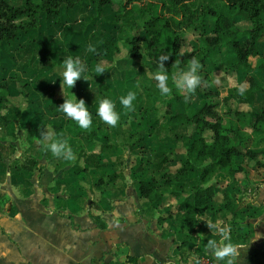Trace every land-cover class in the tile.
Masks as SVG:
<instances>
[{"label":"crops","instance_id":"crops-1","mask_svg":"<svg viewBox=\"0 0 264 264\" xmlns=\"http://www.w3.org/2000/svg\"><path fill=\"white\" fill-rule=\"evenodd\" d=\"M73 15L77 17L73 11L61 22L71 20ZM51 18L43 19L39 30L19 37L11 45L0 46V264H133L128 259L135 264H189L190 259L199 256H209L217 264L213 245L220 244L218 230L225 225L231 229V239L224 244L241 248L237 264H254L249 261L250 251H264L262 170L248 160L249 166H244L247 179L228 184L229 191L239 199L238 218L233 225L216 204V215L204 214L202 228L196 231L190 246L178 251L175 234L183 232L182 227L174 220L159 224L156 207L139 194V182L153 172L146 162L150 171L146 173L144 157L138 155L143 134H152L153 138L151 123L143 121L131 127L120 119L116 127H111L96 115L105 87L115 103L128 94L126 83L120 80L123 70L119 67L125 58L117 57L118 51L114 50L115 59L107 62L104 75H97L92 82L84 81L88 79L85 75L78 80L81 83H75L72 94L78 101L83 100L91 116L97 118L88 129L78 127L57 109L64 96L57 85L62 75L54 72V66L61 58L59 66L63 69L65 60L73 59L89 69L88 54L98 47H93L85 36L87 41L78 53L73 44L78 34L73 32L68 54L47 56L38 45L45 47L47 43L41 40V33ZM52 19L55 27L65 23L56 24ZM63 31L69 32V27ZM109 43L112 47L115 42ZM102 52L105 54L106 49ZM252 67L262 75L257 65ZM6 80L4 90L1 86ZM65 92L70 98L67 89ZM262 104L258 94L250 108L252 114L244 118L250 119V125ZM115 111L123 118L122 105ZM147 128L149 133L142 131ZM118 129L137 138L139 143L132 151L118 143ZM44 135L51 136L45 143L65 141L72 158H57L44 150L40 143ZM244 135L249 149L264 150V143L257 137ZM99 161L104 166H98ZM178 168L170 167L172 172ZM235 236L238 238L234 240ZM220 264H228V259Z\"/></svg>","mask_w":264,"mask_h":264},{"label":"trees","instance_id":"trees-1","mask_svg":"<svg viewBox=\"0 0 264 264\" xmlns=\"http://www.w3.org/2000/svg\"><path fill=\"white\" fill-rule=\"evenodd\" d=\"M12 5L0 0V46L10 45L19 37L40 29L43 19L54 18L60 24L62 15L66 17L75 9H80L84 0H13ZM96 16H101L106 8L116 7L112 21L117 35L128 32L125 40L128 46V62H140L145 56L158 61L162 55L168 59L163 66L169 74L168 86L172 89L173 103L183 105L185 110L201 107L192 115L172 112L168 106V124L159 125L155 135L169 139L174 146L153 151L152 159H146L154 176L139 182L140 197L156 207L158 223L174 220L182 231L175 234L177 250L184 251L190 246L196 231L202 228V216H215L220 211L228 215L231 225L237 220L239 199L229 191L219 189L218 176L231 182H243L247 171L238 159L254 162L256 169L264 176V150L253 151L247 147L250 134L264 143V59L257 64L262 75L257 77L249 60L259 59V38L264 35V0H89ZM148 7L156 8L152 15ZM242 24L244 26H242ZM167 37L169 46L155 52L161 39ZM155 52V54H153ZM213 52L229 54L225 59L211 62V73L221 72L224 76H234L239 81L241 72L246 76L247 88L238 94V86L227 90L221 102L225 108L218 113L216 103L218 91L207 88L210 84L208 73L200 69L201 83L195 92L189 94L175 86V78L187 71L188 62L195 57L201 66L210 60ZM152 54V55H149ZM125 62V61H124ZM157 65L150 69L151 79L145 87V97L165 102L157 88L154 74ZM260 95L263 99L260 112L254 116L251 125H242L244 118L252 114L251 106ZM139 98V95H136ZM141 98V97H140ZM139 98V99H140ZM103 99L99 97L98 102ZM93 122L97 120L92 116ZM248 120V119H247ZM117 141L126 150L132 151L136 143L126 131H116ZM187 142L184 158L174 172L170 169L171 156L175 146ZM94 159L93 157H90ZM98 166H104L98 163ZM140 168V167H139ZM191 174H194L192 176ZM226 183V182H225ZM104 229V225H100ZM238 236L233 237L237 239ZM135 264L132 259L127 260ZM249 261L264 264V251L252 250Z\"/></svg>","mask_w":264,"mask_h":264},{"label":"rangeland","instance_id":"rangeland-1","mask_svg":"<svg viewBox=\"0 0 264 264\" xmlns=\"http://www.w3.org/2000/svg\"><path fill=\"white\" fill-rule=\"evenodd\" d=\"M6 1L12 5H17V3L14 2L13 0H6ZM88 1L89 0H84L80 9L73 10L74 12H76V15H77L76 18H74L75 14L73 15V18H71L70 16L71 20H67L69 22L62 21L61 23L63 22L65 23L61 27H55V25L52 24L53 23L52 18L51 20L46 22L43 27L42 33H41V40L47 41V43L45 47H43L42 45H38V44L37 45L41 47L43 50H46L45 54L47 56L49 54L55 57L59 55L60 53L63 54L64 56L69 53L67 44L69 43V39L72 36L73 32H76L78 34L76 35L77 38L73 39V44L76 45L75 49L77 52L82 49V46L87 41V39L90 40L91 44L93 43L92 44L93 47L97 45L96 47L98 48L93 51H90L88 54L90 56L89 59L91 60L89 61V69H87L84 73H82L81 78H83L85 75H87V78H88L87 80H84V81L90 80L92 82L94 81L95 78H98L97 75H104L105 73L104 71L106 68H108V65H109V64L107 65V62L108 61L113 62L112 60L115 59V55L113 54L114 50L118 51V55H116L117 57L125 58L123 60L125 62L121 64L122 67H119L120 69L123 70L122 77L121 79L120 77L118 76L117 77L118 79L122 80L124 84L126 83L125 85L128 88V93L134 92L136 95H140L141 98L139 97L140 98L139 99L136 97V99L133 101L132 109H126L123 107L125 112L121 113L123 115V118L120 116V119L121 121H124V123L126 122V124L130 125L131 127H134L136 124H141L143 121H145L146 123H151V127L149 128H152L151 130L153 133V138H152V134L147 135V134L142 133L144 136L141 137L140 141L143 144H140L138 146V149H139L138 155L141 154V156L144 157L142 165L144 167V170L148 174L150 171L147 168L145 163L147 162L146 159L148 157H149L148 159H152L151 157H152L153 151L158 150L162 147H173L174 146V144L169 139L162 140L163 137L154 135L159 125L167 126L168 124V117H169V114L167 112L168 106L169 105L171 106L172 112H184L185 111L187 115H192L201 107L202 102H199V104L193 109L185 110L182 105L173 103L170 98H167L165 102H161L156 99H152L151 101L147 100V98L145 97L144 88L148 86L149 83L146 81V79L152 78V75L150 74V69L155 67V65L157 64L156 60L150 58V56H145L140 62H137V61L134 62L135 64H132V62H128L127 61L129 57L128 56V46L125 40L130 36V34L126 31L123 34L118 36L113 26H111L112 25L111 23L114 19V13L117 12L118 9L116 7H113V8L108 7L106 8L105 11L102 12L101 16L98 17L96 16L92 5H88V6L85 5V3ZM147 9L152 15L156 14V11H157L156 8L148 7ZM67 18L68 17H66L65 15H62L63 20ZM242 26L244 25L242 24ZM67 27H69L70 31L66 33V31H63V30H65V28ZM90 27H92L91 29L92 33H89ZM69 33L71 34L69 35ZM115 34H116V37H115ZM85 36L87 37V39L85 38ZM110 40L115 42V43H112V47L110 46L111 43H109ZM48 46H50L51 48ZM168 46H169L168 38L163 37L159 45L156 47L155 52H157L161 48L168 47ZM258 47L262 55L258 60H256L255 58H251L249 60L252 66L257 65L259 61L262 60V56L264 59V37H262V39L260 40ZM110 48L112 49L114 48L112 52H110ZM104 49H106L105 54L104 52H102ZM155 52H153V54H155ZM149 55H152V54H149ZM85 59L83 60V62H86ZM223 59L230 62L231 56L228 53L220 55L217 52H213L210 55V60L206 62L204 66L201 67V70H203L205 73H208V77L210 80V84L208 85L205 84V86L207 88H211V89L213 88L218 91V96L216 97L215 101L216 103L219 104L217 111L220 115L223 114L225 110V108L222 105L221 100L226 95L227 90L235 86L240 87L242 84H245L246 82V76L244 75V73H241L240 80L238 82L236 81V78L234 76H224L221 72H215L212 74L211 73V62L220 61ZM57 61H59V63L58 64L55 63L56 65L54 66L55 67L54 72L62 75L61 73L62 69L59 66L61 65L60 64L61 58H59V60ZM65 61H67V59ZM15 71H18V69H16ZM254 74L257 77H259V75L256 73V70ZM3 83L4 84L1 87L2 89L4 88L6 89L7 80L6 82L3 81ZM77 83L79 84L81 83V81L80 82L78 81ZM18 84H19L18 85L19 90L22 89V87L20 86V83ZM57 85L60 86L59 81H57ZM103 91H104L103 92L104 94H102L103 98H107L110 100L111 98L112 99L114 98L113 96L111 97L110 92H107L108 89L106 87ZM1 97L3 98L4 96H1ZM66 99L68 98L66 97ZM114 99L112 103L114 105L117 104L118 105L117 107H120L121 105L120 100L118 101V103L117 101L115 103ZM62 101L64 102V99H62ZM246 124L250 125V119L243 121L242 125H246ZM262 129H264V125L262 126ZM142 131H147V133H149L148 128L147 130H142ZM131 141H132L131 143H134V142L139 143L137 138L134 135H133V139L131 138ZM251 143L252 142L249 140L250 145ZM255 145L258 146V143H256ZM186 147H187V142H183L175 146L174 152L171 156V162L169 165L172 170L179 167L181 160L184 158ZM248 162L249 161L245 159L236 160V163L241 164L242 166H247V167L249 166ZM154 175H155L154 172L150 174V176H154ZM191 175L194 176V174H191ZM217 180H218L219 189L221 191L224 190L225 187H228L230 185V183L229 185H226L228 182L225 181L224 177L218 176L217 178L213 180V182Z\"/></svg>","mask_w":264,"mask_h":264},{"label":"clouds","instance_id":"clouds-1","mask_svg":"<svg viewBox=\"0 0 264 264\" xmlns=\"http://www.w3.org/2000/svg\"><path fill=\"white\" fill-rule=\"evenodd\" d=\"M167 55H162L157 61V71L154 74V79L157 81V88L162 97H169L171 95L172 89L168 86L169 74L166 72L163 66V61L167 60ZM201 64L199 61L193 57L187 65V71H181L180 74L175 78V86L186 93H193L200 85L201 80L198 75ZM86 65L78 60L68 59L65 62L64 68L61 70L62 79L58 80L62 94L64 96V102L57 108L60 112L64 113L65 116L74 121L75 124L82 128L88 129L93 123V118L88 112V107L85 106L83 100H77L72 94L71 89L78 80H83L81 78L82 73L86 71ZM247 88V83L242 84L238 89V94L243 95L245 89ZM70 97L66 99V92ZM136 99V94L134 92H129L126 96L121 97L120 104L126 109H132L133 101ZM98 119L104 122L106 125L111 127H116L118 121L120 120V115L115 111L114 104L110 99L103 98L99 102L96 113ZM51 139L50 135H44L40 143L43 145L44 150L50 151L54 157L57 158H72V150L66 147V142L63 140L45 143ZM222 236L220 244L213 245V254L217 264L228 259V264H235L240 260L241 254L238 249L239 247H233L231 245H225L224 241L231 239V229L226 225L218 230Z\"/></svg>","mask_w":264,"mask_h":264},{"label":"built area","instance_id":"built-area-1","mask_svg":"<svg viewBox=\"0 0 264 264\" xmlns=\"http://www.w3.org/2000/svg\"><path fill=\"white\" fill-rule=\"evenodd\" d=\"M189 264H214L209 256H199L194 259H190Z\"/></svg>","mask_w":264,"mask_h":264}]
</instances>
